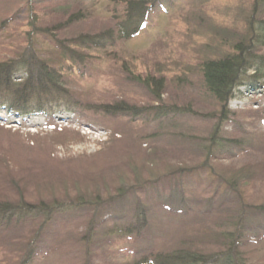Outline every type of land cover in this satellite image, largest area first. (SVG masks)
<instances>
[{
    "label": "rangeland",
    "instance_id": "374dc122",
    "mask_svg": "<svg viewBox=\"0 0 264 264\" xmlns=\"http://www.w3.org/2000/svg\"><path fill=\"white\" fill-rule=\"evenodd\" d=\"M117 1L0 0V62L32 47L73 104L50 115L0 109V204L54 209L0 224V264H21L31 243L29 264H133L219 253L230 239L246 264H264V79L247 73L223 108L201 74L247 41L250 22L264 24V3L254 13L256 0H160L124 41ZM105 32L116 38L105 47L75 45ZM116 104L139 113L93 110ZM141 209L144 226L130 229Z\"/></svg>",
    "mask_w": 264,
    "mask_h": 264
},
{
    "label": "trees",
    "instance_id": "16d2710c",
    "mask_svg": "<svg viewBox=\"0 0 264 264\" xmlns=\"http://www.w3.org/2000/svg\"><path fill=\"white\" fill-rule=\"evenodd\" d=\"M123 4V11L116 21V38L118 40H132L146 28L147 18L156 8L160 0L146 2L145 0H118ZM264 0H256L252 12H256L258 4ZM162 7V5H161ZM250 36L246 42L234 47L231 54L216 60L205 61L201 65V74L207 92L221 107L225 108L232 98L236 87L243 85L247 73H253V79H264V56L255 53L260 43H264V24L249 23ZM111 32L97 36H81L75 45L83 49L102 48L116 39ZM61 55L68 57L72 62H83V56L65 47L62 42L56 41ZM19 77H17L18 75ZM138 82L149 87L150 80ZM152 82V81H151ZM150 83V84H149ZM67 90L61 82L59 72L39 58L32 47L28 46L18 57L0 62V109L21 114L36 113L50 115L66 102ZM61 104V105H60ZM70 109H68L69 111ZM93 110L104 115L126 116L138 115L139 111L124 104L98 105ZM54 209L42 204L37 206L19 204L11 206L0 204V224H10L12 221H21L23 218L43 214L50 218ZM145 224V216L141 210L136 213V223L133 230L138 231ZM128 232H131L128 230ZM33 244L29 245L21 264H29ZM133 264H246L234 246L233 239L228 247L219 253L203 254L191 250L179 249L169 252L147 253Z\"/></svg>",
    "mask_w": 264,
    "mask_h": 264
}]
</instances>
